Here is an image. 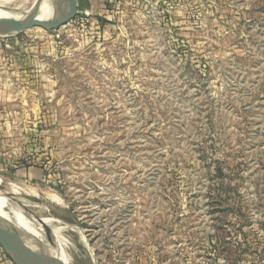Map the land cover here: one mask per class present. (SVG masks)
<instances>
[{
    "label": "rangeland",
    "instance_id": "rangeland-1",
    "mask_svg": "<svg viewBox=\"0 0 264 264\" xmlns=\"http://www.w3.org/2000/svg\"><path fill=\"white\" fill-rule=\"evenodd\" d=\"M90 6L0 38L1 198L71 264H264V0Z\"/></svg>",
    "mask_w": 264,
    "mask_h": 264
},
{
    "label": "water",
    "instance_id": "water-1",
    "mask_svg": "<svg viewBox=\"0 0 264 264\" xmlns=\"http://www.w3.org/2000/svg\"><path fill=\"white\" fill-rule=\"evenodd\" d=\"M43 8H39L29 18L16 16L0 18V38H13L37 27L53 30L76 16L75 0H47ZM0 247L14 264H57L42 256L34 239L25 238L15 225L2 219H0ZM41 258H43L42 262Z\"/></svg>",
    "mask_w": 264,
    "mask_h": 264
},
{
    "label": "bare ground",
    "instance_id": "bare-ground-1",
    "mask_svg": "<svg viewBox=\"0 0 264 264\" xmlns=\"http://www.w3.org/2000/svg\"><path fill=\"white\" fill-rule=\"evenodd\" d=\"M15 2L16 0H0V13L4 14V17H20L17 13L18 11L16 13L9 12L10 6H13ZM35 7L37 6L35 5ZM11 192L13 194H19L16 188H13ZM5 205L8 210H6V212H1V208ZM26 205L25 202H18L14 199H7L5 197L1 198L0 195V219L7 222V219L10 218L11 222L25 238L35 240L42 255L46 258H50L57 264H71L70 254L73 255L74 253L73 236H64V232L69 231L74 233L75 231L70 228H61L59 225H56L57 222L48 220L47 218L30 219L25 212H23V208Z\"/></svg>",
    "mask_w": 264,
    "mask_h": 264
},
{
    "label": "crops",
    "instance_id": "crops-1",
    "mask_svg": "<svg viewBox=\"0 0 264 264\" xmlns=\"http://www.w3.org/2000/svg\"><path fill=\"white\" fill-rule=\"evenodd\" d=\"M91 1L92 0H75V15L79 14V11H81V12L84 11V13H87L88 10L91 8V6H90V2ZM7 220L10 223H12L10 218L7 219ZM5 262H6V260H5L4 256H3L2 248L0 247V264H5Z\"/></svg>",
    "mask_w": 264,
    "mask_h": 264
},
{
    "label": "built area",
    "instance_id": "built-area-1",
    "mask_svg": "<svg viewBox=\"0 0 264 264\" xmlns=\"http://www.w3.org/2000/svg\"><path fill=\"white\" fill-rule=\"evenodd\" d=\"M3 256L6 260L5 264H14V262L7 256V254L2 249Z\"/></svg>",
    "mask_w": 264,
    "mask_h": 264
}]
</instances>
